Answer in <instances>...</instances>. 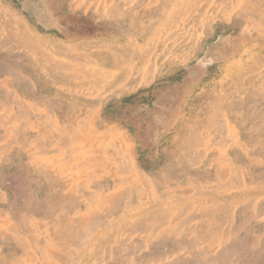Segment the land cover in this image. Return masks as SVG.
Segmentation results:
<instances>
[{"label": "rangeland", "instance_id": "374dc122", "mask_svg": "<svg viewBox=\"0 0 264 264\" xmlns=\"http://www.w3.org/2000/svg\"><path fill=\"white\" fill-rule=\"evenodd\" d=\"M0 264H264V0H0Z\"/></svg>", "mask_w": 264, "mask_h": 264}, {"label": "bare ground", "instance_id": "6f19581e", "mask_svg": "<svg viewBox=\"0 0 264 264\" xmlns=\"http://www.w3.org/2000/svg\"><path fill=\"white\" fill-rule=\"evenodd\" d=\"M33 37V36H32Z\"/></svg>", "mask_w": 264, "mask_h": 264}]
</instances>
